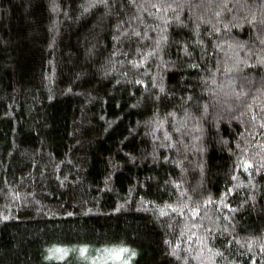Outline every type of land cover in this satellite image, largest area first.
<instances>
[{"label":"trees","instance_id":"1","mask_svg":"<svg viewBox=\"0 0 264 264\" xmlns=\"http://www.w3.org/2000/svg\"><path fill=\"white\" fill-rule=\"evenodd\" d=\"M262 109L264 0H0V264H264Z\"/></svg>","mask_w":264,"mask_h":264},{"label":"rangeland","instance_id":"2","mask_svg":"<svg viewBox=\"0 0 264 264\" xmlns=\"http://www.w3.org/2000/svg\"><path fill=\"white\" fill-rule=\"evenodd\" d=\"M119 253V258L117 256ZM75 256L84 264H129L130 256L126 251L120 252L112 249L105 250H88L82 249L79 251L68 252L67 256Z\"/></svg>","mask_w":264,"mask_h":264},{"label":"snow or ice","instance_id":"3","mask_svg":"<svg viewBox=\"0 0 264 264\" xmlns=\"http://www.w3.org/2000/svg\"><path fill=\"white\" fill-rule=\"evenodd\" d=\"M137 35H139V33H137ZM162 90V89H161ZM262 111H264V109H262ZM253 119H255V117H253ZM261 127H264V125H261ZM248 167H251V165H246V169L248 168ZM124 251H127L126 249H120V252H124ZM133 255H134V253H133ZM117 256H118V258H119V253H117ZM125 264H126V262H125Z\"/></svg>","mask_w":264,"mask_h":264}]
</instances>
